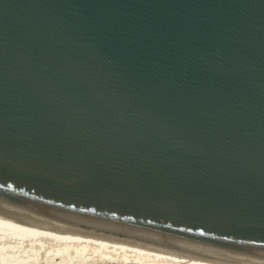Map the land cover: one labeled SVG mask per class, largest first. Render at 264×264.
Returning <instances> with one entry per match:
<instances>
[{"label": "water", "instance_id": "water-1", "mask_svg": "<svg viewBox=\"0 0 264 264\" xmlns=\"http://www.w3.org/2000/svg\"><path fill=\"white\" fill-rule=\"evenodd\" d=\"M0 209L264 263V0H0Z\"/></svg>", "mask_w": 264, "mask_h": 264}, {"label": "bare ground", "instance_id": "bare-ground-1", "mask_svg": "<svg viewBox=\"0 0 264 264\" xmlns=\"http://www.w3.org/2000/svg\"><path fill=\"white\" fill-rule=\"evenodd\" d=\"M0 264H264L224 252L128 240L0 209Z\"/></svg>", "mask_w": 264, "mask_h": 264}]
</instances>
